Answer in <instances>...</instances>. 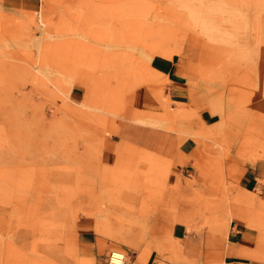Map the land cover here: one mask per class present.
I'll list each match as a JSON object with an SVG mask.
<instances>
[{
  "label": "rangeland",
  "instance_id": "1",
  "mask_svg": "<svg viewBox=\"0 0 264 264\" xmlns=\"http://www.w3.org/2000/svg\"><path fill=\"white\" fill-rule=\"evenodd\" d=\"M176 78L220 99L224 134L191 160L145 151L106 167L108 143L132 140L128 106L169 111ZM233 158L264 159V0H0V264H107L114 251L225 264L149 227L188 203V235L226 233ZM76 231L94 258L68 248Z\"/></svg>",
  "mask_w": 264,
  "mask_h": 264
},
{
  "label": "crops",
  "instance_id": "2",
  "mask_svg": "<svg viewBox=\"0 0 264 264\" xmlns=\"http://www.w3.org/2000/svg\"><path fill=\"white\" fill-rule=\"evenodd\" d=\"M167 64L165 74L171 70ZM172 82L175 85L170 98L174 104L169 111L140 103L128 106L123 116L124 132L132 140L113 139L108 143L101 155L106 167H115L118 161L123 164L126 158L145 151L174 161L178 156L191 160L199 156V140L221 132L224 134L220 99L198 90L191 91L187 87L190 83L182 79L176 78ZM229 163L236 169L234 180L237 179L240 190L235 192L234 201L229 205L226 233L206 230L200 235H188L186 226L191 225L195 212L188 203L182 205L179 214L175 212L168 218L154 215L149 228L155 235L167 231L172 239H181L188 256L195 260L205 259L207 251L219 252L225 264H264V258L257 254L260 250L258 226L264 224V159L240 161L233 158ZM76 236V240L66 242L71 252L80 258H94L99 252L96 242L83 240L82 236L88 238L85 233L77 232ZM130 264L152 263H143L136 258Z\"/></svg>",
  "mask_w": 264,
  "mask_h": 264
},
{
  "label": "built area",
  "instance_id": "3",
  "mask_svg": "<svg viewBox=\"0 0 264 264\" xmlns=\"http://www.w3.org/2000/svg\"><path fill=\"white\" fill-rule=\"evenodd\" d=\"M119 255H120V257H114L115 259H113V252H110V254H109V256H108V259H107V264H123V254H121V253H119V252H117ZM116 259H118V260H116ZM113 260H115V261H113ZM116 261H118V262H116Z\"/></svg>",
  "mask_w": 264,
  "mask_h": 264
},
{
  "label": "bare ground",
  "instance_id": "4",
  "mask_svg": "<svg viewBox=\"0 0 264 264\" xmlns=\"http://www.w3.org/2000/svg\"><path fill=\"white\" fill-rule=\"evenodd\" d=\"M114 254H113V259H115L114 257L116 256V257H120V255L117 253V252H113ZM116 260H118V259H116ZM113 261H115V260H113ZM116 262H118V261H116Z\"/></svg>",
  "mask_w": 264,
  "mask_h": 264
}]
</instances>
